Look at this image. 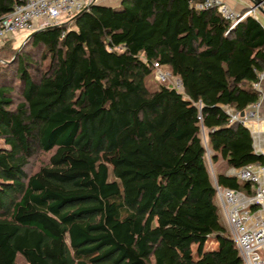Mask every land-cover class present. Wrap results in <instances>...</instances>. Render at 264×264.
<instances>
[{"label":"trees","instance_id":"obj_1","mask_svg":"<svg viewBox=\"0 0 264 264\" xmlns=\"http://www.w3.org/2000/svg\"><path fill=\"white\" fill-rule=\"evenodd\" d=\"M202 1L94 3L37 30L39 60L0 62V264H244L206 155L264 165L228 113L260 99L264 24L231 28ZM17 3L0 0V18ZM156 63L182 91L153 80ZM216 183L255 192L226 172Z\"/></svg>","mask_w":264,"mask_h":264},{"label":"built area","instance_id":"obj_2","mask_svg":"<svg viewBox=\"0 0 264 264\" xmlns=\"http://www.w3.org/2000/svg\"><path fill=\"white\" fill-rule=\"evenodd\" d=\"M94 3H98V0H19L10 13L0 18V45L5 40L14 38L22 30L28 29L32 33L58 24ZM197 8H216L232 22L231 28L248 15L257 16L258 11L253 7L245 12H238L225 0H204L197 3ZM155 66L156 69L161 68L157 63ZM159 74L160 78H166L164 73L159 71ZM180 85L183 89L181 81ZM254 88L260 91L258 102L244 111V115L230 108L228 113L230 122L240 121L249 128L254 139L255 151L264 154V129H262L264 118L260 114L264 106V72L260 73ZM231 174L243 182L251 183L255 192L247 195L216 183L215 189L223 216L244 264H264V165L232 168Z\"/></svg>","mask_w":264,"mask_h":264},{"label":"rangeland","instance_id":"obj_3","mask_svg":"<svg viewBox=\"0 0 264 264\" xmlns=\"http://www.w3.org/2000/svg\"><path fill=\"white\" fill-rule=\"evenodd\" d=\"M251 2V1H250ZM251 5H253V3L251 2ZM256 15L258 16V18H260V20L263 22L264 24V15L258 10ZM31 34V31L26 29V30H22L20 31L14 38H12L9 42L13 43V47L12 48H3L5 45L2 46L3 49H0V62H4L7 59H10L13 63V65H17V63L15 64V61L17 60L16 57L18 54H21L23 52L29 53L32 55V57L35 59V61L40 59V53L38 52L37 49H32L31 45H30V37L29 35ZM8 45V44H6ZM47 62H45L46 65ZM159 71L164 73L166 78L162 79L160 78L161 76H159ZM12 73L11 71L8 72V75L6 76V79H8L9 77H11ZM14 77V76H13ZM156 83H165L166 85H169L171 87L177 88L178 90L182 91V87L180 85V79L177 78L176 76H174L172 74V72L166 68V67H161L159 69L155 70V75H154V79H153ZM251 108V107H250ZM233 110V109H232ZM262 117L264 118V106L261 110ZM262 129H264V123L262 124ZM264 131V130H263ZM2 142H0L1 145ZM69 150H61L57 155L59 156H67L70 155V153L68 152ZM55 151L49 152V153H40L39 155L35 156L34 158L31 159L30 165L28 167V172L29 173H34L36 172L41 166L46 165L49 162V158L52 156V154ZM207 158V166L211 175V179H212V183L215 185L217 182V175L220 172H226L230 175L232 168L227 167V164L225 163V161H223L222 159H220L217 162H213L211 159V151L207 152L206 155ZM222 220L224 223L227 224L225 218L222 217ZM228 226V225H227ZM229 229V227H228ZM217 246V242L215 237H210L208 239V241L205 244V248L206 249H212L215 248ZM195 246H194V251H195ZM262 253V252H261ZM18 264H28L22 257L19 258L18 260Z\"/></svg>","mask_w":264,"mask_h":264},{"label":"crops","instance_id":"obj_4","mask_svg":"<svg viewBox=\"0 0 264 264\" xmlns=\"http://www.w3.org/2000/svg\"><path fill=\"white\" fill-rule=\"evenodd\" d=\"M226 3L238 12H245L254 7L251 5L250 0H225ZM122 0H98V4H103L111 7H118ZM258 17V16H257Z\"/></svg>","mask_w":264,"mask_h":264},{"label":"water","instance_id":"obj_5","mask_svg":"<svg viewBox=\"0 0 264 264\" xmlns=\"http://www.w3.org/2000/svg\"><path fill=\"white\" fill-rule=\"evenodd\" d=\"M254 7L257 8L264 15V0H250ZM37 31L32 32L29 37L31 38ZM244 115V112H241Z\"/></svg>","mask_w":264,"mask_h":264}]
</instances>
